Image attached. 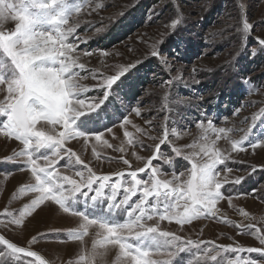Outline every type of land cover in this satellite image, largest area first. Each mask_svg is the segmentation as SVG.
<instances>
[{"label":"rangeland","instance_id":"rangeland-1","mask_svg":"<svg viewBox=\"0 0 264 264\" xmlns=\"http://www.w3.org/2000/svg\"><path fill=\"white\" fill-rule=\"evenodd\" d=\"M164 2L165 0H67L69 21L77 29L76 35L70 37L69 42H76L79 50L72 55L74 58L78 56L77 63L85 65L83 70L73 69L81 77L78 81L81 86L95 89L97 80L93 78V74L110 76L116 74L121 66L130 63L136 65L117 89L126 103L114 96L104 119V123L111 126L109 121L119 120L122 123L120 118L124 114L132 121L127 126V131L132 134L134 144L127 143L123 136L124 129L117 123L113 128L115 138L106 130L105 135L115 147H124L123 153L97 144L96 151L101 157L98 160L92 154L91 144L96 143L94 140L87 147L81 140L71 141L67 146L77 151L97 174L113 176L114 182V174L117 172H124V179L130 180L126 175L128 166L122 163L120 157L129 160L132 170L145 167L144 162L153 155L165 127L169 131V139L162 146L161 154L170 157L175 164H164L162 159L152 162L153 166L162 167L165 175L161 179H171L173 173L179 174L181 171L187 174L191 169V164L186 159L173 155L172 148L179 149L181 156H187L193 151L198 152L201 145L212 147L211 142L215 141L212 150H219L222 155L229 157L226 166L218 165L217 179L224 181L227 178L228 182L223 184L221 191L226 196H233L231 204L227 199L217 202L215 220L205 217L182 226L174 221L157 219L146 223L152 226L159 224L161 231L171 232L185 240L202 241L204 244L211 242L212 246L260 249L264 246L250 234L254 229L247 226L254 224L264 228V149L253 150L246 144L244 151L233 152L230 141L239 140L253 124L255 128L250 139L256 140L264 134V118L258 116L261 109H264V51L255 57L250 55L254 50H259L258 39L264 38V0H181L177 11L183 25L176 35L170 37V29L164 22L174 13L171 6L159 7ZM97 4L101 7L96 8ZM77 5H84L79 13L73 12ZM153 9L159 13L158 18L153 16ZM242 18L254 25L250 36L240 35ZM15 23L9 18L3 23V30L13 31ZM50 27L44 25L41 30H50ZM161 38L165 40L162 47L164 56L167 57V66L150 55L151 46L156 44L159 48L158 41ZM85 50L92 55H83ZM4 62V57L0 56V63ZM245 80L253 83L246 84ZM38 87L42 94L54 99H58L63 91V86L52 78L40 81ZM98 94L94 91L87 93L88 96ZM3 98L4 93L0 91V102ZM141 101H144V108L142 117L138 118L128 111V106H140ZM253 116H258L256 121L252 120ZM145 117L151 120V129L145 124ZM208 119L214 120L217 128L230 129V139L217 140L211 132L208 133L207 141L202 139V130L196 128V124L206 125ZM133 124L154 139L141 135ZM37 127L48 128L43 121ZM172 129L177 130L175 135ZM191 144L197 145V148H189ZM19 150L17 141L0 136V160ZM133 153L141 157V160H137ZM66 165V158L57 162L60 174L79 180L80 177H76L74 172L83 170V165H76L74 161L71 168ZM20 167L21 164L15 161L0 163V212L8 208L10 212L18 213L29 202L30 197L14 195L23 183L31 180L30 174L21 171ZM226 167L232 171H226ZM252 169L256 171L253 172ZM138 175L142 179H148L150 169ZM237 177L244 178L240 185L231 183ZM254 191L255 197L252 196ZM122 195L121 189L118 199ZM138 198L139 193L130 203ZM240 210L246 211L249 216H241ZM125 218L126 213H121L119 219L123 221ZM236 224L241 225L239 231L233 226ZM77 226L75 218L53 217L50 211L45 210L33 218H26L25 224L20 227L0 222V233L23 247H28V241L33 236L40 237L32 248L48 264H75L81 255L87 259L94 251L95 239L93 231L82 241L62 242L63 234L75 230ZM54 230H59L60 234H54ZM203 251L202 245L200 249L182 253L176 264H197L198 260L199 264H213L208 256H201ZM95 252L97 255L91 264H114L116 249L108 246L105 250L97 246ZM211 254H218L215 264H228V259L235 256L252 258L258 264H264V255L258 252L225 254L217 250ZM154 258L167 259L165 255Z\"/></svg>","mask_w":264,"mask_h":264},{"label":"snow or ice","instance_id":"snow-or-ice-1","mask_svg":"<svg viewBox=\"0 0 264 264\" xmlns=\"http://www.w3.org/2000/svg\"><path fill=\"white\" fill-rule=\"evenodd\" d=\"M181 0H165L159 4L160 8L171 6L173 15L165 21V26L170 29L169 37L176 35L183 25L179 18ZM84 5H77L73 12L79 13ZM101 5L97 4L96 8ZM239 8V5H237ZM153 16H159L153 9ZM15 21L13 31H4L3 23L8 19ZM51 26L42 29V26ZM254 25L246 18H242L241 37L250 36ZM75 24L70 23L67 0H0V56L5 62L0 63V91L4 98L0 102V136L5 139H14L20 145V150L0 160V163L19 162L20 170L30 174V182L23 183L14 195L30 197L29 202L23 205L18 213H13L5 208L0 212V222L13 227L25 224L26 218H33L39 212L50 211L53 217L68 216L77 220V228L63 234L62 242L69 240L82 241L85 236L94 231V251L87 257L81 255L75 264H91L97 255V246L107 249L111 246L117 250L114 264H176L182 253L200 249L204 251L201 256H208L215 264L218 254L213 251L226 253L258 252L264 255V247L242 246H212L211 242L193 241L182 239L179 235L168 231H161L159 224L152 226L146 221H174L177 225H184L194 220L211 217L216 219L217 202L227 199L231 204L233 196L225 195L221 191L223 184L227 183L217 179L218 165H225L229 157L222 155L219 150L213 151L207 144L199 146V151H193L187 156H181V151L172 148L171 152L177 158L186 159L191 164L189 173L183 171L173 173L171 179H161L165 173L161 168L153 166L152 162L162 159L164 164L173 165L170 157L161 154L162 146L168 142L169 131L167 127L159 136V143L153 150V155L146 160L145 167L132 170L128 159L120 157L122 163L128 166L126 175L130 180H125L124 172L97 174L94 169L83 161L80 154L68 147L69 142L81 140L85 147L90 141L92 154L96 159H101L96 151L97 144L105 146L116 152L123 153L124 147H115L106 138L105 130L115 138L114 126L124 129L123 136L127 143L134 144L132 134L127 131V126L132 124L124 114L120 120L104 123L113 97L126 101L119 96L117 89L124 83L128 75L136 68L135 64L119 67L114 75L100 76L93 74L97 80V87L89 89L78 82L81 77L73 72L74 68L84 69L85 65L77 63L78 53L76 42H69V38L76 35ZM151 46V57L158 58L162 65L167 66V57L164 56L162 47L165 40L161 38ZM259 50H254L250 55L255 57L264 51V38H259ZM242 54V53H241ZM83 55L91 56L85 50ZM239 57H237L238 59ZM52 78L63 86V91L58 99L42 94L39 83ZM171 83V81L169 82ZM246 84L253 83L245 80ZM89 91L98 92V95L88 96ZM144 101L140 106H131L128 111L136 117H142ZM264 118V109L258 114ZM258 116H253L256 121ZM207 119V117H205ZM145 124L151 129V120L147 117ZM44 122L48 128H38ZM136 131L148 139L154 137L139 127ZM196 128L202 130V139L208 140V133L215 135L216 139H230V129L217 128L215 121L207 120V124L197 123ZM255 124L245 131V134L235 141H230L231 150L240 152L245 150L247 144L251 149H264V134L256 140L250 139ZM176 129L172 133L176 134ZM189 148L195 149L197 145L191 144ZM137 160L141 157L135 155ZM199 157V159H196ZM66 158V167L71 168L73 161L76 165H83V170H76L74 175L80 177L73 179L68 175H61L56 167L60 159ZM40 161H43L41 164ZM150 169L148 179H142L138 173ZM226 171H232L225 168ZM253 172L256 169H252ZM186 177V178H185ZM244 178L237 177L231 183L240 185ZM123 190V195H118ZM139 193V198L134 202L132 198ZM248 195V193H244ZM256 192L252 193L255 197ZM151 198V200H150ZM126 213V218L121 221L119 216ZM240 215L247 218L249 214L240 210ZM228 223V221H224ZM238 231L241 225H233ZM251 235L264 246V228L254 224L247 226ZM59 235V230H54ZM46 235V234H45ZM40 237L33 236L28 241V247L18 246L0 233V264H48L41 254L33 250ZM132 241H136L134 244ZM147 242V243H146ZM165 255L167 259L158 260L154 257ZM199 264V260L197 261ZM228 264H258L255 259L235 256L229 258Z\"/></svg>","mask_w":264,"mask_h":264}]
</instances>
